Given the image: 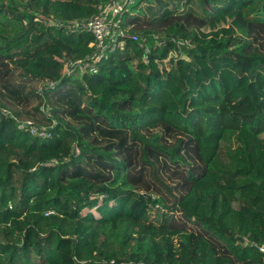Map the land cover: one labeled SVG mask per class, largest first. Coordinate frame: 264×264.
I'll list each match as a JSON object with an SVG mask.
<instances>
[{"label":"trees","instance_id":"trees-1","mask_svg":"<svg viewBox=\"0 0 264 264\" xmlns=\"http://www.w3.org/2000/svg\"><path fill=\"white\" fill-rule=\"evenodd\" d=\"M109 1L0 0V106L57 120L41 137L0 118V264H263L264 0H137L122 28L145 43L67 76L95 37L46 20ZM198 58L246 70L244 90Z\"/></svg>","mask_w":264,"mask_h":264},{"label":"built area","instance_id":"built-area-1","mask_svg":"<svg viewBox=\"0 0 264 264\" xmlns=\"http://www.w3.org/2000/svg\"><path fill=\"white\" fill-rule=\"evenodd\" d=\"M136 2L137 0H110L106 4L100 5L98 13L89 18L72 21L53 18L46 20L48 24L58 27L65 26L68 31L73 33L90 32L95 37V42L92 43L94 51L86 59L66 60L67 76H75L78 73L82 74L85 72H96L97 61L108 58L112 52L122 47L126 38L137 41L139 45L145 43V37L143 38L122 28V19L125 16V12ZM146 47V51L148 52L151 46L146 44ZM42 84H44L45 88L38 90V93L42 95L55 86V83L51 81ZM40 110L44 115L51 118L50 122L40 119L35 120L33 118H19L7 109L2 108V106H0V118L2 116H10L19 130L28 131L32 135L50 137L52 135L51 129L57 124V120L52 112V106L45 103L42 104ZM257 246L264 252V243Z\"/></svg>","mask_w":264,"mask_h":264},{"label":"rangeland","instance_id":"rangeland-1","mask_svg":"<svg viewBox=\"0 0 264 264\" xmlns=\"http://www.w3.org/2000/svg\"><path fill=\"white\" fill-rule=\"evenodd\" d=\"M227 26H229V22L225 19H222L214 24L208 25L206 27L203 28L202 32L205 35H211V34H220L222 32V30L224 28H226ZM92 46V44H91ZM101 54V53H100ZM58 57H60L58 55ZM106 59V58H104ZM102 60V59H101ZM99 60V61H101ZM97 61V62H99ZM216 67L218 68L220 71H223V73L225 74V76L228 78V81L230 83V86L232 87L233 90H235L236 93V89L237 90H244L245 86H246V82L248 80L247 76H249L248 72L244 69H241L240 67H237L234 63H228L225 66H222L220 63L218 62H213L212 65L207 61L206 58H198L197 59V66L196 69H193V74H196L201 76L204 73H210L211 70ZM77 75H81V73L76 74ZM242 76V77H241ZM14 79H18V76L16 74H14L13 76ZM250 78V77H249ZM188 80L191 82L190 78L188 77ZM260 86L264 85L263 80L261 78L258 79ZM30 88H38V90H43L45 88L44 84H31L29 87ZM165 94H163L159 99H157V102H155L153 104L154 107H156L157 109H162L165 113V115L167 117H170L172 112L174 111L175 108V97H174V91L172 88L167 89L165 92ZM161 100V101H159ZM162 100H164V103L162 104ZM149 121L152 123V118L149 117L148 118ZM148 122V123H150ZM242 140L246 141L247 140V135L244 134L242 135ZM226 143H223L222 146H225ZM207 148H209V146H205Z\"/></svg>","mask_w":264,"mask_h":264}]
</instances>
